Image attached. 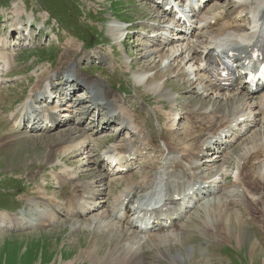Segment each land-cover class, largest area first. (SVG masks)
<instances>
[{"label":"rangeland","instance_id":"obj_1","mask_svg":"<svg viewBox=\"0 0 264 264\" xmlns=\"http://www.w3.org/2000/svg\"><path fill=\"white\" fill-rule=\"evenodd\" d=\"M213 1L214 3L211 5ZM15 3L19 6L25 27L30 22L34 26L30 34L33 36L35 45L34 47L25 46L33 48H22V45L27 41H22L19 36L20 34L17 33L11 36L12 43L16 45L15 48L21 49V51L17 52L19 54V61L17 62L18 58L16 57V65L9 74V78H15L16 80L4 84L0 90V211L2 212L7 211L11 214L23 213L25 219L30 218L28 199L39 197L40 193L46 196L45 201L50 200L51 202L66 204L71 199L75 203L79 196L78 193L74 192L72 185L67 183V186L63 189L62 184L59 183L58 176L63 172L62 168L64 169L65 166L72 167L77 172L80 184H87L91 188H94L95 182L99 180L96 176L103 172L102 168L98 165L102 159V151L119 142L121 137L125 138V135L121 137L117 136L116 132L108 129L116 130L117 125L108 126L103 129L105 127L103 119L108 117L107 114H102L101 123L97 125L95 121L91 123L90 118H93V116L90 112L78 119V112L72 111L71 114L65 112L62 116L59 115L60 118H67L66 120L61 118L62 121L60 122L62 123H59L54 128L61 127L60 129L53 132L51 131L54 129L51 131L47 130L51 132L48 134L37 131L28 133L22 131L19 133L20 142H11L10 145L6 144L5 139L9 137V132L14 129L11 120L12 116H14V111L18 105L30 96L31 91L35 89L40 78L51 77L54 72L56 74L53 77L58 78L57 75L66 71L67 74H71L68 76L72 77L70 79L75 78L74 80L77 81L75 77L77 75L79 84L76 89L78 91L74 89L73 94L77 92L78 94L72 100V104H78L73 107L78 110L85 102H93L90 97V91L86 90L85 84L89 85V83L83 82L87 80L94 84V86L96 82L100 84L104 83V88L110 90L112 96L114 95L119 100H122V102L124 101L123 105L125 107L123 105L121 107L132 111L135 116L139 117L140 122L145 127V133L142 136L139 134L132 138L135 141L134 146L136 149L143 147L144 144L142 145V143L146 135L154 140L156 145H164L167 141H172L174 144L181 142L182 136L185 135L184 130L190 128L186 109L195 105L200 106L204 99L211 105L216 100L213 90L209 94H203V90L199 89L203 85H200V81L197 80L196 72L192 71L194 68L192 63H188L190 59L189 52L183 54L181 56L182 59L180 58L172 65L168 64V61L172 59L171 56H167L164 61H161L160 54L158 53V46L160 45L157 41L158 38L157 40L153 38V31L156 30L155 28L164 26L162 24L163 19L166 20L167 18H162L164 17L162 14L167 17L169 16L160 10L156 11L150 0H0V35L2 36H0V40L7 37L10 40V36H3L9 33L10 29L11 32L13 30L17 31L15 28H11L12 24L15 26L16 22V15L13 13V10L16 9ZM206 8H208V12L216 9L232 10L225 14L230 23L232 22V14L235 10V4L232 5V2L227 3L225 0H212ZM206 8L204 12H207ZM120 18L127 23L125 27H132L128 40H124V42L120 40L123 34L113 36V32L110 30L113 25L119 26L116 20ZM163 23L166 22L164 21ZM196 26L198 25L196 24ZM193 29L196 30V28ZM88 34H93L99 39L104 40L94 49L86 50L81 41L86 43L88 41L86 35ZM205 35L211 37L212 33H205ZM73 37L76 38L74 40L80 46V50L70 54L69 58L71 61H78V67H76L75 63L71 65L64 63L65 61L62 63V58L66 54L64 44L70 38L73 39ZM203 40H197L196 44ZM86 52H89L91 55L83 58ZM163 54H167L166 50ZM68 67L71 71L68 70ZM70 67L75 69L76 72L72 73L73 69ZM142 77L149 78L148 84L142 82ZM188 79L193 80L192 83H195L193 87H191V82H187ZM119 85L121 89H119ZM165 88L170 93L168 98L160 96V93ZM97 91L96 89V93ZM95 97L97 96L93 97L96 102ZM170 98L173 100L170 101ZM82 99L85 101L80 103ZM199 99L201 100L199 101ZM61 100L57 99L55 104L65 103L63 98ZM40 101L42 100H39L36 104H39ZM86 106H89V103ZM67 108L70 109V106L67 105ZM228 108L229 110L232 109L230 107L224 108L225 110L222 109L225 112L228 111ZM107 111L109 112L108 109ZM89 113L91 115L87 116ZM73 114H75L74 117L79 121L76 127L73 124L76 122V119L71 121ZM85 116L87 118L83 120ZM82 120L83 124L81 125ZM107 122L111 124L118 122L119 124L117 120H108ZM27 123L28 121L25 122V124ZM93 123L100 130H94ZM65 124L67 125L65 126ZM71 128L83 131L86 135L88 134L85 131H88L92 138L93 135L91 133H94V143L87 150L89 153L87 151L79 152L75 156H72L69 151L64 150L59 152L57 157L53 158V162L45 161L44 159L47 158L50 150L49 147L52 146L54 140L61 137L63 135L62 132L68 131ZM90 128L92 130H88ZM13 131L16 132V129ZM118 133L122 134L124 132L118 129ZM251 138L245 144H250ZM243 144L239 143L233 153L232 165L226 170L228 180L225 182L221 178V181H219L220 177L218 176L212 178V183L226 188L225 194L230 188L237 189L232 186L233 184L235 185L233 175L236 173V165H238L239 169V164L236 163L238 160H236V154L242 153ZM150 150L152 151L150 148L147 149V151ZM164 153H156V155L157 157H161ZM88 156L90 157L88 158ZM56 160L58 161L56 162ZM97 161L96 166L95 163ZM162 166V164H157V167ZM210 167H212L211 162L207 167L204 166L203 168L206 176L209 174L211 176V170H215ZM213 167L216 166L214 165ZM91 171L96 176L90 177L89 173ZM166 173L168 174V172ZM202 173L203 171L201 170ZM140 174L139 172L135 174L136 182L140 181ZM239 180L240 173L237 182L240 185ZM112 185L116 189L109 193L107 191V194L99 199L102 205L106 204L104 201L107 202L106 207L125 188L124 183L116 184L112 181ZM100 189L102 187L98 186L95 190L98 191ZM182 191L183 188L181 189ZM241 191L246 194L242 195L241 198L243 199L239 200L242 207L238 208V203L236 202L237 205L230 210L228 218L233 214L242 218L238 220L247 226L243 241L237 236V233L232 232L230 229L222 227L223 229L221 230H208L206 224H210L212 228L214 224L220 225V221L216 220V218L212 220L208 219L206 215L209 213L215 214V212L210 208H207L210 210H202L200 208L201 204L192 209V213L188 216L189 222L185 227L181 226L173 230H177L176 233H179V235L175 236L178 237L177 241L170 240L165 245L159 242L158 237H154V239L147 237L145 245L148 246L149 254L146 255L145 260L140 262L142 264H264V217H262L264 215V204L258 205L257 211L251 214V212L245 209V201L248 197L249 200H257L258 197L252 194L247 195L244 188H241ZM107 195L108 197L106 198ZM238 195L235 198L238 199ZM219 196L221 195L218 194V198ZM189 200L192 202V199L189 198ZM207 202H204V204ZM41 209L47 214L52 213L51 208L46 205H42ZM198 209L200 210L199 215ZM47 214H45V218L37 226L30 225L28 228L25 226L26 228L17 231L15 229H0V264H120L117 257H120L122 253H118L113 257L109 255L111 239L107 241L106 238L110 229L108 231L107 229H102L103 231L98 230L96 232L97 236L95 232L93 235L83 229L71 228L70 223H66V221H75L77 220L76 218L70 219L66 214L54 218V216ZM102 214L103 211H99L93 215H87L85 218L96 219ZM194 214L198 216L191 217ZM261 220H263V224L260 222ZM103 233L105 234L103 235ZM182 234L185 235L183 236ZM170 236L171 238H175L172 235ZM98 240L105 242L100 255L97 254L96 257H91L83 253L85 250L97 246ZM150 241H154L155 243ZM124 247L127 248L126 246ZM134 264H138V262L135 261Z\"/></svg>","mask_w":264,"mask_h":264},{"label":"bare ground","instance_id":"obj_2","mask_svg":"<svg viewBox=\"0 0 264 264\" xmlns=\"http://www.w3.org/2000/svg\"><path fill=\"white\" fill-rule=\"evenodd\" d=\"M211 1L212 0H210V2ZM210 2L208 3V5L210 4ZM263 7H264V0H235V10L232 14V22L230 23V26H234L233 30H228V28L225 27L222 28L220 31H211V33L214 34L211 37H208L205 34L203 35V33H201L192 42H185L184 36L177 37V39L178 40L181 39V41L176 42L172 39H169L170 36L168 37L166 35V34H171V32H169V30H166V28L157 30L158 42L160 45L159 57L161 58V61H164L167 56H171L172 59L171 58L170 59L173 64L175 61L179 60L183 54L189 52L190 59L188 63L190 62L192 63V66H194L192 71H195L196 76L200 77L198 78V80L200 81V85H203V87L201 86L202 88L199 87L198 88L202 89L204 94H209L213 90V93L217 95L216 100L213 101L214 102L213 105L208 104L206 99H204L200 106L195 105L186 109L187 120L190 123V128H186V130H184L185 135L182 136L183 138H181L182 139L181 142L174 144L172 141L166 140L167 142H165V144L169 150V153L174 155L173 156L174 164L172 165V167L174 166L176 170L182 168L183 170L182 175L184 181H182L179 184L170 182V186H168L167 182L166 183L164 182L165 183L164 184L161 181L162 183V186L160 185L162 191L161 196L164 198H172L176 194H183L185 192V188L186 189L189 188L194 183L192 182L194 178H200V180L202 181L201 184H207L208 180L216 176H222L224 179L228 180L226 177L227 172L225 171V169L229 168L232 165V161H233L232 156L235 150L234 149L230 150V148H231V142L234 140V138L223 139L219 137L222 135V133H226L227 135H229L234 122L243 121L244 124L241 127H239V130L236 132V135L240 136L241 138L239 142L244 139L242 143L245 144V142L249 140V138L251 137L252 138L250 144H245V145L243 144V148L241 149L242 153L236 154L237 156L236 160L239 159L237 163L239 164L238 170L240 173V180H239L240 185L238 183H235V185L232 186L236 187L237 189L230 188V190H227L225 194V190L223 189V187L220 186L219 184H216L215 189L219 188L220 190L218 194L221 196H219V198L217 196L213 198L210 197L209 199L204 200L203 197H206L207 194L208 197L211 196V190L209 189H204L199 191L196 199L190 198L192 199V202L196 201L195 205L197 203H200L198 198H200L202 201L204 200V202L208 201L206 204H204L203 202L200 208H202V210L207 208L213 209L215 214L209 213L206 215L207 218L211 220L213 218H216V220L220 221V222L218 221L220 225L211 229L212 231L219 229L221 230L223 228L230 229L232 232L234 231L235 233H237L238 234L237 236L242 241L244 239L247 226L245 225V223L242 224L240 220H238L242 218H239L235 214H233L232 216H230V218H228L229 217L228 213L232 208L236 207L237 203H238V208L242 207V204L239 202V200L243 199L241 198V196L244 195L245 192L241 191V188H244L246 193L258 197L257 200H249V197L246 199L244 206L245 209L248 210V212H251L252 214L253 212L257 211L258 205L264 204V94L261 97H255L256 94L249 95L248 92L245 91V87L243 84H242V89L244 90V92L236 91V92L228 93L218 89L210 80L206 79V77L202 74L201 65H200L201 60L199 56L201 55V51L210 49L213 46V43L218 39V37H220L219 39L220 42L222 43V47L231 48L234 50H240L243 51L242 53H244L247 45L249 44L255 45V43L258 42V39L264 34L263 32L264 14H261L263 13ZM15 8L16 9L13 10V13L14 15H16L15 16L16 22L14 24L15 26H13L12 24L11 28H15L19 33L22 34L21 36L24 37L25 36L23 35L24 22L21 17L22 14L19 11V6L17 3H15ZM225 14L227 13L221 11V9L211 10L210 12L203 11L201 20L210 21L212 19L219 17L220 15L225 16ZM247 18H249L250 21L249 25L246 23ZM170 22H172V20ZM192 27L196 28V30L194 29L195 31H198L199 29V27L196 26V24H192ZM110 30L113 32V36H119L122 34L124 35L127 31V29H124L121 26H114V25ZM8 38L9 37L0 40V90L2 84L15 80L14 78L10 79L6 77V75H8L11 72L14 66V62H15L14 56L16 55V51H17L15 49L16 45L12 44L11 40H9ZM197 39L198 41L199 39L200 40L204 39V40L197 42L198 44H196ZM32 40L33 39L31 37L25 39V41L27 42L23 46H33ZM181 42H183V44H180ZM64 45L66 47L65 48L66 54L62 58L63 59L62 63L63 61H65L64 63H67L68 65L75 63L76 67H78L79 62L78 61L75 62L74 60L71 61L69 56L72 53L78 52L80 50V46L77 44L76 40L71 38L67 40L66 44ZM179 46L183 47L181 49V53H179ZM184 47H187V51L184 49ZM165 50L167 54H163ZM90 55L91 54L89 52H86L84 53L83 58L89 57ZM65 74H67L66 71H64L59 75L64 76ZM75 77L78 81L77 78L78 76L75 75ZM70 78L72 77H68L67 79L68 82L70 81ZM60 79L61 78L58 77V80ZM55 81L57 80H55L54 77H43L38 80V83L36 84L35 89L31 91L32 93L30 94V96L16 110L14 122L15 124L18 123L17 129L16 132H14L13 130L9 132L10 133L9 137L5 139L7 142L6 144L10 145L11 142H16V143L18 141L20 142L19 133L21 132L23 121L26 122V120H28V117L23 115L29 114L27 113V111H30L28 109V105L36 104L38 103L39 100H43L40 99V95L42 94H44V99L46 98L52 99V96L47 90H49L50 88L57 90V87L55 86L56 84ZM77 81L74 80L72 84H74ZM103 84H100L99 82L95 83V86H97L96 89L98 90L97 98L95 97L97 104L93 109L91 107L90 108L84 107L85 104L82 107H80L77 113L79 115L78 119L86 115L88 112H90V110L93 111L94 110L96 111L97 109L99 110L98 102L101 101L102 103L105 102L104 105L108 106L110 110V116L108 120L119 121V126L124 124L123 127L121 126L122 127L121 132L122 131L124 132L125 130H133V132H137L141 135L144 134L145 127L143 123L140 122L141 120H139V117L135 116L134 113L129 109L127 108L124 109L123 107H121L123 105L122 100H119V98H116L114 95L112 96L111 91L105 89L104 88L105 85ZM193 85H195V83H193ZM193 85L191 87H193ZM166 89L167 88L162 90V92L160 93V96L162 98L164 97L168 98V96L170 95V93ZM63 90L64 89H62V91ZM172 100L173 99L170 98V101ZM200 100L201 99H199V101ZM227 107H230L232 109L230 111L222 113L225 110L224 108ZM57 108L59 107L56 105L51 107L50 109H41L40 111V114L43 115L42 119L44 121H48L50 119L51 122L53 123V127L48 131H51L59 123H62L60 122L62 121L60 116L55 114L56 112L54 110H56ZM221 109L223 110L222 112ZM227 110H229V108ZM28 122H31V119ZM244 128H247L248 130L244 134H242V130ZM252 128L254 129L252 130ZM45 129L47 131V128ZM62 134L63 135L55 139L54 142L52 143V146L49 147L50 150L48 152L47 158L44 159L45 161L53 162V158L55 156L57 157L59 152H62L64 150L69 151L72 154V156H75L79 152H86L89 146L91 147V145L94 143L93 138L89 134L86 135L83 131H78L77 129H69L68 131L62 132ZM213 139H218L215 142V144H213L212 141ZM154 143H155L154 140L150 139L149 136L146 135L145 139L143 140V144L145 145L146 148L141 149L140 151H136L134 148H132L133 143L131 142V138H130L127 141L123 140L118 143H115L113 146L105 150L104 154H119L122 157H129L134 153L141 155L142 152L144 150L147 151L148 148L152 149V151H155V153L157 154H161L165 152L161 150L159 147H153ZM87 153H89V151H87ZM213 156L216 158L215 160L213 159L214 161L210 158ZM89 157L90 156H88V158ZM57 161L58 160H56V162ZM169 161L167 162V164L169 165L166 171L168 170V168H171L170 165L172 163ZM210 162L216 166L213 167L212 165V167H210L211 169L212 168L215 169L211 171L213 176H209L210 174L206 177L201 176L202 168L204 166H207ZM151 165H152V160L149 158H145L146 173L143 179L137 182L134 179L135 177L133 173L131 174L128 173L127 175L122 174L112 177L107 173V171L105 172V174H103L102 172L100 175L97 176L95 175V173L91 171L89 173L90 177L95 175L96 177L99 178V180L95 182L94 188H91L90 185L87 184L85 185L82 183L80 184L79 182L80 180L77 177V172H75V170L72 167L65 166L64 169L62 168L63 172L61 173V175L58 176V180L59 183L62 184L63 189L65 188V186H67L68 183L72 185L74 192L78 193L79 198L76 200L75 203H73V200L71 199L68 200L66 204H59L56 202H51L50 200L45 201L46 196L43 195V193H40L39 197H31L28 199L29 202L28 206L30 208L29 213L31 215L30 218L25 219L23 213L11 214L10 212L7 211L4 212L0 211V229L2 228L15 229V231H17V230H22L26 227L28 228L30 225L37 226L39 222L45 218L46 216L45 214H47L43 211V209H41L42 205H46L49 208H51L52 211L51 214H47V215L54 216V218H57L60 215L66 214L70 218H76L77 220L75 221H66V223L67 222L70 223L71 228L83 229L93 235L94 232L96 233L98 230L103 231L107 229L108 231L110 229V231L108 232V236L106 238L107 241L111 239V243L109 244V246L111 247L109 251V255L113 257L118 253H122L120 257H117V260L119 261L120 264L123 263L134 264L135 261H137L138 264H142V262L140 261L145 260L146 255L149 254L148 246L145 245L146 239L148 238L138 235L135 229L129 228L127 226L129 225V221H124V224H120L117 222L114 223L117 220V216L115 215V207L123 206L121 200L122 197H124L123 202L129 200L127 205V212H130V208L131 205L134 203L135 197L145 196L146 194L150 193L151 185L153 182V172H154V168H152ZM163 177L165 176H162L161 178ZM112 180H114L113 183L116 184L124 183L125 188L121 190L120 195L116 199L111 201L112 203L108 204V206L106 207L107 202L104 201L106 204L102 205L101 204L102 202L101 201L99 202V199H101L105 194H107V191L109 193L116 189V187L112 185ZM98 186H101L102 189L97 191L95 189ZM168 188L171 189L170 192L167 191ZM182 188L183 191L182 193H180ZM237 194H239L237 196L238 199L235 198ZM190 203H191L190 200H188L187 209L189 210L187 211L186 209L180 216L179 221H177L176 225H174L177 226L178 224V226L176 227L177 229L181 226L185 227L188 224L189 221L188 218H186V215L193 208L190 206ZM143 209L148 210V207L144 206ZM100 210L103 211V214L101 216L97 215L98 217L96 219H92L90 217L85 218V216L90 215L94 212H98ZM199 212L200 210L198 209V215ZM195 215L197 214H194L191 217ZM262 217H264V215ZM228 219L229 222L227 223ZM210 222L212 223V221ZM260 222L262 223L263 220H261ZM207 226L209 229L211 228L210 224L209 225L207 224ZM176 232L177 230L168 231L167 233L162 232L163 234L160 233H159L160 235L155 234L154 236L149 238L154 239V237H158L159 242L165 244L168 241L170 242V240L177 241L178 237L175 236L179 235V233ZM104 234L105 233H103V235ZM170 235H172L175 238H171ZM182 235L184 236L185 234ZM114 239L116 240L115 242ZM127 241L128 243H126ZM150 242H154V241H150ZM96 245L97 246H94L92 249L85 250L83 253H86V255L91 257H96L97 254L100 255L102 251L101 249L104 247L105 242L98 240ZM124 246H126L127 248H125Z\"/></svg>","mask_w":264,"mask_h":264}]
</instances>
